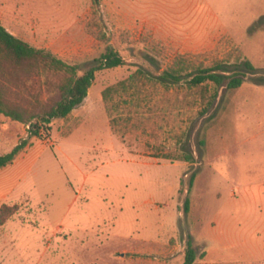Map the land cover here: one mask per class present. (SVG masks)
I'll list each match as a JSON object with an SVG mask.
<instances>
[{"label": "rangeland", "instance_id": "rangeland-1", "mask_svg": "<svg viewBox=\"0 0 264 264\" xmlns=\"http://www.w3.org/2000/svg\"><path fill=\"white\" fill-rule=\"evenodd\" d=\"M0 23L80 74L126 62L47 133L0 114V155L28 141L0 172V264H182L189 241L194 264H264V0H0Z\"/></svg>", "mask_w": 264, "mask_h": 264}, {"label": "trees", "instance_id": "trees-1", "mask_svg": "<svg viewBox=\"0 0 264 264\" xmlns=\"http://www.w3.org/2000/svg\"><path fill=\"white\" fill-rule=\"evenodd\" d=\"M97 62L80 74L77 65L69 64L49 50L34 47L0 23V114L28 124L31 136L47 133L53 119L67 117L84 102L98 70L126 65L112 47H108ZM244 64L254 69L248 60ZM222 69V65L200 69L189 83L200 86L211 82L219 86L226 79L218 73ZM180 78L174 71H166L159 76L167 83H178ZM242 83V78L232 77L228 88H239ZM36 85H39L38 90ZM114 90L115 87L107 88L103 93L104 99L107 100ZM43 93L46 98H43ZM14 95L21 97V101ZM27 146L25 139L0 155V169L11 165ZM192 182L193 177L190 185ZM196 259L197 250L189 241L182 264H194Z\"/></svg>", "mask_w": 264, "mask_h": 264}, {"label": "crops", "instance_id": "crops-1", "mask_svg": "<svg viewBox=\"0 0 264 264\" xmlns=\"http://www.w3.org/2000/svg\"><path fill=\"white\" fill-rule=\"evenodd\" d=\"M8 166H6V167H3V168H1L0 169V172L2 171V170H4L5 168H7ZM20 173H22V172H20ZM1 174V173H0ZM22 176V175H21ZM21 179V178H20ZM7 182H8V180L6 179V178H1V181H0V186H5L6 184H7Z\"/></svg>", "mask_w": 264, "mask_h": 264}, {"label": "built area", "instance_id": "built-area-1", "mask_svg": "<svg viewBox=\"0 0 264 264\" xmlns=\"http://www.w3.org/2000/svg\"><path fill=\"white\" fill-rule=\"evenodd\" d=\"M28 128H29V126H28Z\"/></svg>", "mask_w": 264, "mask_h": 264}]
</instances>
